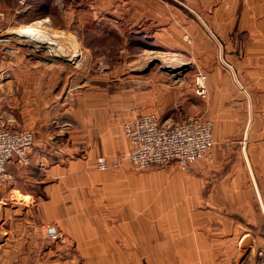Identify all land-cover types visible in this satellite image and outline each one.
I'll return each mask as SVG.
<instances>
[{"label":"crops","instance_id":"0c3cea01","mask_svg":"<svg viewBox=\"0 0 264 264\" xmlns=\"http://www.w3.org/2000/svg\"><path fill=\"white\" fill-rule=\"evenodd\" d=\"M166 1L177 7L176 21L188 15L190 33L198 34L193 21L205 22L206 29L222 39L223 48H228L224 52H232L235 59L229 58L231 65L226 67L197 65L205 75L204 95L198 93L195 82L192 91L173 87L159 93V100L181 101L189 114L209 118L215 143L211 162L198 160L189 166L191 173L184 178H189L190 193L186 191L196 203L190 205L189 212L174 211L173 222L179 220L181 224L177 225L176 236L161 244L164 248L159 250L158 259L167 264H264V0H206L211 5V13L206 16L193 8L197 0ZM164 2L157 0L159 5ZM150 3L60 0L49 3L57 12L49 8V13L41 16L53 22L57 14L79 27L85 23H109L115 18L148 20ZM158 15L160 22H169L165 10ZM112 26L111 31L116 28ZM173 27L176 43L183 32L180 26ZM14 68L19 77V66ZM18 77L17 83L27 81L26 85L21 83L27 89L21 90L19 96H30L33 109L26 115L16 97L12 103L0 104V113L10 129L31 128L34 141L25 159L12 156L6 163L9 179L0 186V264H49V202L54 199L49 198V185L66 180V173L71 181L72 173L77 176L74 167L94 163L102 151L100 143L113 142V125L127 103L125 99L119 103L118 89L99 76H89L88 85L83 86L82 78L73 76L68 80L64 69L49 66V77ZM170 111L151 112L167 123ZM181 181V177L175 178L174 187L178 188L175 195L182 198L187 192L182 190ZM87 193L67 191L71 199L81 198L83 203ZM84 206L77 211L82 212ZM128 206L125 214L130 222L110 227V237L94 232L83 240L84 250L91 255L88 260L106 261L103 253L109 250L112 256L128 262L132 246L128 234H132L133 221L150 220L142 213L147 209L138 207L130 218L128 209L133 207ZM154 208L157 213L162 209ZM164 220H170L168 213L159 212L158 222ZM140 244L142 252L150 250L149 239L140 240Z\"/></svg>","mask_w":264,"mask_h":264},{"label":"rangeland","instance_id":"374dc122","mask_svg":"<svg viewBox=\"0 0 264 264\" xmlns=\"http://www.w3.org/2000/svg\"><path fill=\"white\" fill-rule=\"evenodd\" d=\"M59 1L24 0L25 4H21L19 0H0V104L12 103L17 97L26 115L33 109L34 101L30 96H19L22 94L21 90L27 89L21 83L26 85L27 81L15 82L18 75L14 67L17 68L18 65L20 79L49 77V66L54 70L64 69L68 80L73 76H77V80L82 78L83 86L88 85L89 76L103 77L118 89L119 103L125 99L127 106H124V111L120 110L118 122L116 126L113 125L116 127L113 142H101V154L96 156V159L104 157L109 164H116L101 169L97 167L95 159L94 163L74 167L73 172L76 171L77 176L72 173L71 181L66 173V180L49 185V198H54L49 202V264H167L164 259L160 261L158 255L159 250L164 248L161 245L163 241L176 236L175 233L179 230L177 225L181 221L178 220L177 224L173 222V213L175 210L189 212L190 205L196 203L195 197L192 195V198L189 194V178H184L191 173L189 166L193 163L187 167L176 163L135 167L126 158L130 143L122 132V125L141 111L162 113L171 110L166 115L171 117L170 121L189 114L184 103L159 100V93L170 91L173 87L192 91L194 82L197 86L200 74H203L197 69V65L226 67L231 65L229 58H234L235 55L224 52L228 48H223L222 39L213 36L203 21L195 18L192 23L196 25L198 34L190 33L187 27L191 24L187 20L188 15L184 11L182 21H176L174 9L177 7L166 0H161L164 5H159L157 0H149L148 20L134 17L126 21L115 18L109 23H85L81 27L77 23L66 21L62 16L59 18L57 14L58 20L55 17L53 22L42 19L43 12L49 13V3ZM44 2L47 3L43 5L46 9L38 10V5ZM195 4L193 8L201 16L211 13V5L206 4V0H197ZM162 10H165L169 22L159 21L158 13ZM53 12L57 10L54 9ZM110 24L116 27L115 30H110ZM174 25L180 26L183 32L176 43ZM17 32L25 36L22 37ZM130 32L133 34L132 39ZM36 38L45 44L31 41ZM0 118L4 120L1 113ZM4 122L7 123L6 120ZM5 123L4 127L11 131H31L34 141V133L28 126L10 129ZM13 156L18 159L26 157ZM213 156L198 160L211 162ZM177 177L183 180L180 184L182 190L189 191L182 198L175 195L178 188L174 187V179ZM70 189L88 192L85 203L81 198L71 199L67 194ZM193 190L196 192L198 189ZM84 204L83 211L78 212ZM177 205L184 209L176 208ZM127 206L133 207V210L128 209L130 218L136 207L139 210L147 209L142 213L150 217V220H144L143 223L133 221V235L130 232L128 234L132 245L128 262L121 261L119 256H112L109 250L103 253L106 261L88 260L91 255L87 253L88 250H84L83 240L92 237L94 232L110 237L109 231L113 232L110 227L114 229L116 225L127 221ZM154 207L162 208L159 212L166 211L170 220L158 222L159 212ZM98 227L99 229H95ZM143 239H149L151 244L150 250L145 252H142L140 244ZM169 246L166 245L165 248H170Z\"/></svg>","mask_w":264,"mask_h":264},{"label":"built area","instance_id":"2783aa9c","mask_svg":"<svg viewBox=\"0 0 264 264\" xmlns=\"http://www.w3.org/2000/svg\"><path fill=\"white\" fill-rule=\"evenodd\" d=\"M19 2L23 4L24 0ZM204 78L200 74V83L197 84L201 95L206 93ZM85 80L88 81L87 78ZM122 132L130 143L126 158L138 168L171 162L187 167L198 159H210L213 156V123L201 114H185L174 121L163 123L156 113L143 112L125 121ZM32 142L31 131L6 129L0 118V186L9 179L7 160L13 155L25 157ZM115 164H109L104 157L96 159V165L101 169ZM247 264L256 263L251 261Z\"/></svg>","mask_w":264,"mask_h":264},{"label":"water","instance_id":"95a60500","mask_svg":"<svg viewBox=\"0 0 264 264\" xmlns=\"http://www.w3.org/2000/svg\"><path fill=\"white\" fill-rule=\"evenodd\" d=\"M17 34L18 35H20V36H22V37H24L25 35H23V34H21V33H19V32H17ZM38 35H41V33H39ZM42 35H44V34H42ZM47 36V35H46ZM38 38H36L35 40H31L32 42H35V43H40V44H45V42H40V41H38L37 40ZM64 56V55H63Z\"/></svg>","mask_w":264,"mask_h":264},{"label":"trees","instance_id":"16d2710c","mask_svg":"<svg viewBox=\"0 0 264 264\" xmlns=\"http://www.w3.org/2000/svg\"><path fill=\"white\" fill-rule=\"evenodd\" d=\"M38 6H39V7H38V8H39L38 10L44 8V7H43V4H40V5H38Z\"/></svg>","mask_w":264,"mask_h":264},{"label":"bare ground","instance_id":"6f19581e","mask_svg":"<svg viewBox=\"0 0 264 264\" xmlns=\"http://www.w3.org/2000/svg\"><path fill=\"white\" fill-rule=\"evenodd\" d=\"M21 33V32H20ZM43 37H45V36H43Z\"/></svg>","mask_w":264,"mask_h":264}]
</instances>
